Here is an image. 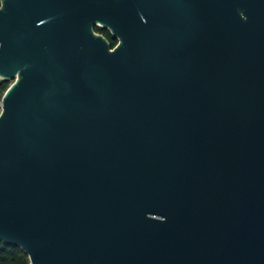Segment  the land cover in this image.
<instances>
[{
	"label": "water",
	"instance_id": "obj_1",
	"mask_svg": "<svg viewBox=\"0 0 264 264\" xmlns=\"http://www.w3.org/2000/svg\"><path fill=\"white\" fill-rule=\"evenodd\" d=\"M0 78L32 264H264V0H2Z\"/></svg>",
	"mask_w": 264,
	"mask_h": 264
},
{
	"label": "trees",
	"instance_id": "obj_2",
	"mask_svg": "<svg viewBox=\"0 0 264 264\" xmlns=\"http://www.w3.org/2000/svg\"><path fill=\"white\" fill-rule=\"evenodd\" d=\"M94 30L103 34L114 46L117 43L115 37L108 28L96 24ZM10 79L0 78V102L2 94L10 84ZM0 264H30L28 254L19 246L0 238Z\"/></svg>",
	"mask_w": 264,
	"mask_h": 264
},
{
	"label": "built area",
	"instance_id": "obj_3",
	"mask_svg": "<svg viewBox=\"0 0 264 264\" xmlns=\"http://www.w3.org/2000/svg\"><path fill=\"white\" fill-rule=\"evenodd\" d=\"M0 111H1V104H0ZM30 264H32V263L30 262Z\"/></svg>",
	"mask_w": 264,
	"mask_h": 264
},
{
	"label": "rangeland",
	"instance_id": "obj_4",
	"mask_svg": "<svg viewBox=\"0 0 264 264\" xmlns=\"http://www.w3.org/2000/svg\"><path fill=\"white\" fill-rule=\"evenodd\" d=\"M11 80V79H10ZM12 82V80L10 81V83ZM0 104H1V102H0Z\"/></svg>",
	"mask_w": 264,
	"mask_h": 264
},
{
	"label": "snow or ice",
	"instance_id": "obj_5",
	"mask_svg": "<svg viewBox=\"0 0 264 264\" xmlns=\"http://www.w3.org/2000/svg\"><path fill=\"white\" fill-rule=\"evenodd\" d=\"M0 3H2V0H0Z\"/></svg>",
	"mask_w": 264,
	"mask_h": 264
}]
</instances>
